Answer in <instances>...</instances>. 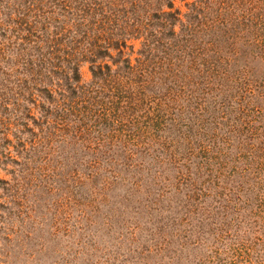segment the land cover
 Listing matches in <instances>:
<instances>
[{
	"label": "rangeland",
	"instance_id": "374dc122",
	"mask_svg": "<svg viewBox=\"0 0 264 264\" xmlns=\"http://www.w3.org/2000/svg\"><path fill=\"white\" fill-rule=\"evenodd\" d=\"M172 1L171 68L139 53L161 25L97 58L90 40L62 42L79 68L72 110L60 75L42 82L53 98L22 82L0 35V264H264V13L215 26L219 46L203 50L209 25H181L194 0Z\"/></svg>",
	"mask_w": 264,
	"mask_h": 264
},
{
	"label": "trees",
	"instance_id": "16d2710c",
	"mask_svg": "<svg viewBox=\"0 0 264 264\" xmlns=\"http://www.w3.org/2000/svg\"><path fill=\"white\" fill-rule=\"evenodd\" d=\"M0 6L6 9L0 13V19L5 18L3 26L0 23V35L5 37L6 32H11L13 44H17L18 52L15 54V62L19 66V73L25 75L22 82L25 84L32 83L33 86L43 89L47 95L52 97V91L48 88L53 84V76L60 75L57 80L65 90H58L60 94L70 92V98L63 104H68L69 109L74 108V94L76 88L72 86L73 81L79 80L78 64L72 63V49L66 47L60 49L62 42H67V46L74 43H83L90 40L93 47L86 52H90L97 58L103 56L102 44L118 46V40L114 41L115 35H125L128 32H139L141 25H161L167 27V32L157 31L150 32V37H145L139 53L145 55L148 63L154 57L160 56L159 61H164L172 67L171 61L175 60L174 56L179 49L168 40L174 34L169 25H174L180 21L178 11H167L163 9L166 5L168 8L173 7L172 0H2ZM60 9L62 13L68 16L67 23H72L71 28H63L64 20L55 17L48 18L56 10ZM204 9H207L206 17L209 14H216V19L212 22L203 17ZM264 13V0H194L190 4V12L187 21L181 25H209L208 28L202 27V48L215 49L219 46L218 38L224 33L222 27L217 25H252L257 24L255 18H261ZM202 14V17L201 15ZM205 16V15H204ZM229 16V18H228ZM220 17V19H217ZM55 18V19H54ZM259 21V20H258ZM49 25H47V23ZM57 23L53 26V31H49L50 24ZM17 25V26H16ZM127 25H131L126 27ZM138 25V26H136ZM16 26V27H15ZM222 34H219V32ZM126 36V35H125ZM9 37V36H8ZM19 40V41H18ZM100 43V44H99ZM201 44V43H199ZM210 44V45H207ZM70 47V46H69ZM75 50V49H74ZM213 51V50H211ZM215 52V51H213ZM217 54V51L215 52ZM215 53L207 56L211 63H215ZM118 55L122 51L118 50ZM69 56V57H68ZM74 57V56H73ZM75 58V57H74ZM150 58V59H149ZM164 59V60H163ZM68 62L71 66L72 75L61 70V62ZM123 61L127 62L125 58ZM146 63L140 65L145 67ZM100 66H98L99 68ZM95 69V67H93ZM96 75L97 71L92 70ZM161 71L152 69V75H145L146 84H151L154 79H149ZM141 76V75H140ZM144 76V75H143ZM142 76V77H143ZM62 79V81H61ZM46 81L47 85H43ZM71 106H70V105ZM67 109H57L63 114V119H67L69 114Z\"/></svg>",
	"mask_w": 264,
	"mask_h": 264
}]
</instances>
